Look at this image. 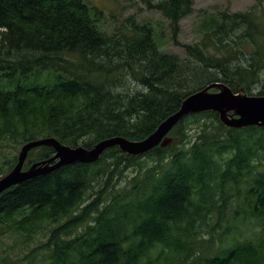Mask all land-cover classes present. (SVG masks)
Segmentation results:
<instances>
[{
	"label": "trees",
	"instance_id": "16d2710c",
	"mask_svg": "<svg viewBox=\"0 0 264 264\" xmlns=\"http://www.w3.org/2000/svg\"><path fill=\"white\" fill-rule=\"evenodd\" d=\"M145 3L187 60L162 51L151 20L131 17L109 33L87 0H0V149L47 137L88 149L113 137L141 141L214 82L264 95V0L204 20L195 45L177 40L194 0ZM129 79L142 90H126ZM170 135L178 141L165 150L135 157L113 147L96 163L6 191L0 245L16 235L14 246L47 240L23 258L0 254V264H264V128L229 130L217 113H201ZM54 154L34 149L27 167Z\"/></svg>",
	"mask_w": 264,
	"mask_h": 264
},
{
	"label": "water",
	"instance_id": "95a60500",
	"mask_svg": "<svg viewBox=\"0 0 264 264\" xmlns=\"http://www.w3.org/2000/svg\"><path fill=\"white\" fill-rule=\"evenodd\" d=\"M201 113H217L220 122L229 130L264 128V95H250L244 88L234 92L229 85L214 82L187 96L175 113L141 141L113 137L101 140L90 149L81 145L71 147L54 137L29 141L18 151L15 167L0 177V196L13 187L52 175L63 168L75 164L96 163L113 147H119L127 156L135 157H143L158 147L165 150L178 141V138L170 135L172 130L185 118ZM39 147H48L55 154L27 167L30 152Z\"/></svg>",
	"mask_w": 264,
	"mask_h": 264
},
{
	"label": "rangeland",
	"instance_id": "374dc122",
	"mask_svg": "<svg viewBox=\"0 0 264 264\" xmlns=\"http://www.w3.org/2000/svg\"><path fill=\"white\" fill-rule=\"evenodd\" d=\"M258 1L259 0H194V13L184 18L180 23L181 28L177 40L182 45H195L202 43L205 40L204 34L201 31L204 20L215 18L219 12L222 11H228L230 13L246 12L253 8ZM87 2L90 6L97 7L103 12V21L109 33L115 32L117 28H122L123 24H127V19L131 17H134L138 23L145 20H151L159 34V43L162 51L177 54L183 60H187L188 56L186 55L185 50L181 46H176L172 41L169 22L159 12L150 11L145 0H87ZM262 77L264 80V74ZM202 81L207 82L206 80ZM126 90L137 92L138 90H142V87L129 79L127 80ZM195 127L196 126L194 125L191 128ZM192 133H194L193 130L189 132V134ZM17 152L18 150H15L13 147L0 149V166L3 165L6 159H11L17 155ZM143 163L150 165L151 161L149 159H144ZM125 174L131 176L134 174V169L125 171ZM125 184V178L121 181L117 179V188L123 187ZM99 189L100 187L96 188L97 191H99ZM95 197L96 196L92 199ZM237 208V203H233L228 212L229 218H232ZM236 225L238 227L241 226L243 231L248 227L245 225L242 226L239 222L236 223ZM224 229H226V224L225 226L222 225V228H216L215 231L218 232L216 235H220ZM205 230L208 231L209 228H206ZM17 238V235L13 236L5 241L7 243L6 246L0 245V254L7 255L10 259H15L17 256L23 258L47 240V236L41 233L36 237L35 241L29 245L25 246L23 243H17L16 246H14L13 243Z\"/></svg>",
	"mask_w": 264,
	"mask_h": 264
}]
</instances>
